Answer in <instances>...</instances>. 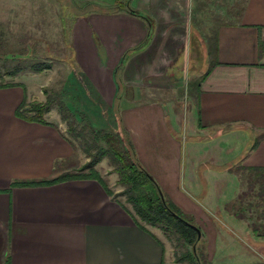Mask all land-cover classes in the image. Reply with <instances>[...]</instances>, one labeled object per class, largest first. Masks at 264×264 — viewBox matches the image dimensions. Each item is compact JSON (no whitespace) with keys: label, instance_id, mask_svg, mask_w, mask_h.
<instances>
[{"label":"crops","instance_id":"1","mask_svg":"<svg viewBox=\"0 0 264 264\" xmlns=\"http://www.w3.org/2000/svg\"><path fill=\"white\" fill-rule=\"evenodd\" d=\"M122 2L134 12L113 9L115 2L76 17L71 43L77 66L119 112L117 125L159 186L198 223H210L204 238L215 255L228 233L212 218L220 214L222 224L243 222L225 209L228 180L237 177L238 192L245 193L249 183L243 175L264 167V0ZM205 17L206 23L209 17H224L206 30L212 33L207 39L194 27V19L203 24ZM208 47L210 66L193 87L190 110L199 130L214 133L192 138L191 162L185 166L182 142L164 106L171 101L162 91L182 85L190 56L209 65ZM24 99L20 84L0 87V264H165L162 231L136 223L130 207L99 180L13 185L78 173L62 164L77 152L66 122L56 110V119L46 115L45 122L19 117L16 109ZM221 138L243 141L236 153L221 145L196 148ZM237 160L243 169L228 170Z\"/></svg>","mask_w":264,"mask_h":264},{"label":"rangeland","instance_id":"2","mask_svg":"<svg viewBox=\"0 0 264 264\" xmlns=\"http://www.w3.org/2000/svg\"><path fill=\"white\" fill-rule=\"evenodd\" d=\"M117 1L119 0H0V83L23 86L26 90V102L22 111L26 115L33 114V112L27 111L30 105L44 102L46 93L50 92L65 103L68 107V114L71 116L70 120L78 129L86 125L87 128L105 132L118 131L119 128V132L123 130L126 134L122 125H117L120 119L119 112L113 109L109 102L101 97L85 76L80 73L71 43L72 28L76 17L84 16L89 10L99 8V6L105 7ZM219 18L224 17H209V23H206L207 17H205L203 24H198L196 18L194 27L199 28L202 37L207 39L206 34L212 35V33L206 32V30L212 28V24ZM203 29L205 31H202ZM210 54V47H208L209 65H205L201 58L190 56L189 64L184 68L182 85L177 87L174 92L162 91V97L171 101V104L164 101V106L168 122L172 130L179 134L182 142V158L185 166L191 162L192 138L205 139L214 133V130L206 132L199 130L197 123L192 120L190 110L194 105L193 87L207 76V71L203 75V70L204 66H210ZM36 62L50 64V67L38 72L33 71L30 65ZM16 66H19L21 70L16 74H8ZM55 110L58 113L57 107L54 105L43 114V119L46 115L50 119H56ZM68 135L72 136L69 132ZM72 139L76 143L77 152L73 157L62 161V164L67 168L72 167L71 171L88 173V169L83 170L82 167L89 161V158L78 145L77 140L74 137ZM87 139L90 140L89 136ZM242 141V138L237 141L232 139L229 143V139L226 138L223 141L221 138L207 144L196 145V148L221 145L224 148H230L228 154L232 150L236 153L239 151ZM202 153L201 149L196 152L197 155ZM197 155L194 157L195 165L200 162ZM239 165V160L228 163V170L239 173V170L243 169ZM94 169L107 188H111L109 189L111 194L131 209L130 204L125 201V197L119 194L123 186L117 182L118 176L108 158H102L94 166ZM252 177L247 172V177L243 175L242 178H247L248 182H244L249 183ZM259 178V189L261 190L263 178L261 176ZM185 185L187 186L186 182ZM239 188V180L233 176L228 180L225 193L222 194L224 195L223 202L228 205L225 208L226 211L232 215L235 212L243 222L237 226L231 223L222 224V220L218 217L220 214H217V218H212L215 225L221 226L228 233V237L221 243V250H216V254L213 255L212 250L207 249L208 241L204 238V232L206 228H210V223L208 221L198 223L192 215L176 205L170 194L160 187L165 197L170 199L200 229L201 239L197 246L198 252L210 264H253L256 261H264V196L260 195L259 198H255L249 187L245 193L238 192ZM221 218L225 220L224 215H221ZM253 228H255V232L252 231ZM247 230L254 236L250 234L248 236ZM153 231L157 234L160 232L157 228H153ZM162 239L166 246L165 264H189L188 262L175 261V255L180 254L184 250L183 247L177 246L175 240H170L163 235ZM209 243L212 244L213 241Z\"/></svg>","mask_w":264,"mask_h":264},{"label":"trees","instance_id":"3","mask_svg":"<svg viewBox=\"0 0 264 264\" xmlns=\"http://www.w3.org/2000/svg\"><path fill=\"white\" fill-rule=\"evenodd\" d=\"M117 8H126L129 12H134L126 3L120 0L113 7V9ZM49 67L50 64L41 62L30 65L31 70L36 72ZM20 70L21 68L16 66L8 74H16ZM11 85L13 84L0 83V87ZM25 102L24 99L16 109V114L21 118L40 122H45L43 119L44 113L48 112L54 105L57 107L60 117L67 124L68 132L77 140L78 145L89 158V161L82 167L83 170L88 169V173H73L51 180L15 181L13 185L48 184L66 178L90 177L99 180L107 192L111 194V191L94 169V166L102 158L107 157L118 176L117 182L123 186L119 194L123 195L125 201L130 204L131 213L136 218V223L141 226L142 222L159 228L166 238L175 240L177 246L183 247L184 250L180 254L175 255L176 262L210 264L198 252L197 246L201 237L197 239L195 228L189 224L193 223L170 199L165 197L154 177L139 162L133 144L123 130L121 132L115 130L105 132L103 130H94L90 127L87 128V125L78 129L73 124V121L70 120L71 116L68 114V107L65 103L50 92L46 93L44 102L32 104L28 107L27 111L33 112L30 116L22 111ZM87 136H89L90 140L87 139ZM249 174L253 176L249 180V187L254 193V197L259 198L260 195L263 197L264 167H251L249 168ZM260 176L263 178L261 190L259 189ZM253 231H256L255 228H253ZM194 244L195 252L193 251Z\"/></svg>","mask_w":264,"mask_h":264},{"label":"water","instance_id":"4","mask_svg":"<svg viewBox=\"0 0 264 264\" xmlns=\"http://www.w3.org/2000/svg\"><path fill=\"white\" fill-rule=\"evenodd\" d=\"M192 227H194L195 228V230H196V232H197V239H199L200 238V235H201V231H200V229L198 228V227H196L195 225H193V224H191V223H189ZM193 251L195 252V244L193 245Z\"/></svg>","mask_w":264,"mask_h":264}]
</instances>
